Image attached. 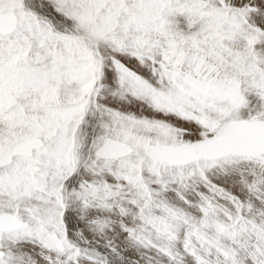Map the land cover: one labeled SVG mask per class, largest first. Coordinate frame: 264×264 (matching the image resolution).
<instances>
[{"label": "snow or ice", "instance_id": "obj_1", "mask_svg": "<svg viewBox=\"0 0 264 264\" xmlns=\"http://www.w3.org/2000/svg\"><path fill=\"white\" fill-rule=\"evenodd\" d=\"M0 264H264V0H0Z\"/></svg>", "mask_w": 264, "mask_h": 264}]
</instances>
